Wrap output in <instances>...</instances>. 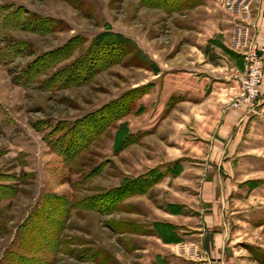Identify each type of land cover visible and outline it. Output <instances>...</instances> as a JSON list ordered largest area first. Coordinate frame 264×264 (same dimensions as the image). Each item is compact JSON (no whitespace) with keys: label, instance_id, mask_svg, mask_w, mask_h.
Returning <instances> with one entry per match:
<instances>
[{"label":"rangeland","instance_id":"374dc122","mask_svg":"<svg viewBox=\"0 0 264 264\" xmlns=\"http://www.w3.org/2000/svg\"><path fill=\"white\" fill-rule=\"evenodd\" d=\"M199 1L192 9L169 12L156 4L170 6L167 0H0V8L20 7L62 21L60 30L45 35L24 30L0 34V55L13 56L9 53L13 43H25L27 50L11 64L0 63V264H151L161 252L153 238L156 231L165 238L176 227L169 222L157 223L159 228L154 225L164 218L161 208L172 201L206 209L204 213L218 211L230 231L223 238L222 258L217 250L193 245L199 241L180 245L174 252L185 264H264L260 177L264 176L260 170L264 169V139L246 138L243 141L248 143L239 145L251 146L257 153L224 155L226 166L240 159L252 166L250 172L233 171L239 179L252 178L247 183L256 192L254 196L251 191L242 193V199L251 201L241 205L248 210L251 225H235L230 183L219 188L201 181L211 174L204 164L216 162L231 144L204 139L212 124L196 122L199 113L192 106L177 105L181 96L193 99L202 89L197 90L203 86L204 74L199 71L205 68L200 58L226 67L220 75L231 74L233 65L246 69L242 51L233 41L244 18L227 5L238 0ZM248 1L251 15L246 23L251 27L254 14L264 10V0ZM8 22L16 23L14 18ZM254 26L251 37L257 41ZM223 30L225 35L220 33ZM107 33L121 34L130 42L97 44V38ZM72 40L82 45L40 76L44 85L36 82L23 88L14 83L19 77L23 80L22 72L38 57L55 53ZM196 45L203 57L193 52ZM224 48L240 56L241 67L239 59ZM60 71L70 76L82 72L85 82L49 89ZM185 88L188 94L184 95ZM243 108L233 106L232 100L228 104L230 110ZM121 112L128 113L96 135L99 127ZM83 120L84 126L75 134L74 127ZM124 129L138 142L116 151ZM61 136L71 146L68 152L77 153L72 161L50 145ZM179 164L186 168L183 175L168 178L170 166L177 170ZM225 172L223 182L227 177L232 180L231 171ZM125 184L133 192L114 209V201L125 193L115 191ZM203 229L207 232L203 239L213 242L215 228Z\"/></svg>","mask_w":264,"mask_h":264},{"label":"crops","instance_id":"0c3cea01","mask_svg":"<svg viewBox=\"0 0 264 264\" xmlns=\"http://www.w3.org/2000/svg\"><path fill=\"white\" fill-rule=\"evenodd\" d=\"M254 14V13H253ZM255 20L254 24L256 25L258 29L257 41L264 48V10L262 9V13L260 15L254 14ZM256 23V24H255ZM221 34L225 35V30L220 31ZM200 37V34H198ZM208 36L211 38V35L208 34ZM225 38L227 36H224ZM228 38V37H227ZM228 41V40H227ZM203 41L197 42V44H202ZM227 44V42H225ZM192 50L197 51L201 57L204 55L201 53V49L199 50L195 46H192ZM198 62V61H196ZM199 62L202 64V67H205L201 69L199 72L203 73L204 76L202 77V87L199 86L198 92H196V96L193 99H187L184 96H181L180 102L177 103L178 106H192L196 109V122H207L211 123L212 127L216 128V130H210L211 132L206 131L202 137L204 139H207V141H210L211 144H217L216 142L221 143L222 145H230L231 148H227L229 150H226V148H223L222 152L219 154L218 158L216 159V162H208L205 163L204 166L206 167L205 170L209 174V176H206L205 179H202L203 185H214L216 187L221 186H228V183H230L231 187V196L233 200L232 206L234 208L231 209L232 213V220H234V224L237 225V223H243V225H248L251 223L249 220V212L248 210H244L241 205L242 203H251V201L248 199H242V193L247 191H251L250 186L251 183H247V181H251L252 178L247 179H239L236 177L235 173L233 171H249L252 169L251 164H248L247 162H241L240 159L238 162H233L232 164H229L226 166L227 163H222V161L225 159L224 155L228 153L232 155H251L254 153H257V150L252 148L251 146L242 145L239 146L242 142L248 143L247 141H243L247 138L249 141L251 138H258L262 137L264 139V95L262 97L261 102L256 107L255 113H249L246 110H230L228 109V104L231 100H233L238 94H239V81L242 77V74L244 71L242 68H236L235 65L231 66V74L229 75H220L223 73L222 71L226 67H220L215 66L210 61H207V59H199ZM207 66L210 67L207 68ZM207 68V69H206ZM241 70V71H240ZM189 73L192 74V69L188 70ZM220 71V72H218ZM198 72V71H197ZM232 77H236L235 79L237 81H234L232 83ZM223 80V82H220ZM231 84H228L230 83ZM187 88L185 90H182L185 94H188ZM201 94H200V93ZM217 124V125H216ZM217 126V127H216ZM257 135V136H256ZM242 143V144H243ZM243 148V149H242ZM233 150V151H232ZM214 154V153H213ZM212 154V155H213ZM247 159V158H245ZM172 166H170V169L168 170V173L170 174L168 178H180L183 173L186 171V168L184 165L179 164L180 167V174L174 175L172 172L176 170L175 168L172 169ZM226 167V168H225ZM261 167V166H260ZM212 170V172H211ZM227 170L231 171L229 173V176L232 177V180L230 178H226V181L223 182L224 176H227L228 173L225 172ZM257 171V169H254ZM264 173V169H260ZM214 171V175L212 174ZM250 172V171H249ZM233 173V174H232ZM241 175V174H240ZM175 176V177H172ZM244 177V176H243ZM248 177V176H245ZM262 178L261 181L264 182V176H260ZM167 179V178H166ZM259 181V180H258ZM247 183V184H246ZM229 187V186H228ZM221 192V190H220ZM224 192V189L223 191ZM251 195H256L255 190L251 191ZM240 206V207H238ZM160 210L164 216L163 219H160L158 221H155L154 225L157 226V223L159 222H169L173 225H176L175 228L170 229V233L168 232L167 235H165V238L158 234V231H156L154 239H156L159 249L161 252L157 253V255L154 258V262L151 264H185L183 262V259L180 258L178 253H175V249H177L180 245L186 244V243H196L195 241H199L196 244H193L195 247L202 244V247L206 250L208 248H212L211 250L215 251L217 250L219 258H222L224 256V247L225 244L223 243V238L227 233H229V228L226 225V223L223 222L222 217L218 211L215 214L211 213H204L203 211L206 209H199L195 206L189 205L188 207L184 202L177 201V202H170L165 207L161 208ZM246 214V215H244ZM251 225V224H250ZM203 226H207L208 228H215L214 238L213 242L203 239L204 235L207 233L205 229H203ZM225 228H224V227ZM157 228H159L157 226ZM224 228V229H223ZM203 230V231H202ZM205 231V232H204ZM235 232V231H234ZM194 236H197L198 239H195ZM217 236H221V241L217 239ZM167 237V238H166ZM169 238L172 241H169ZM212 243V244H211ZM214 247H211L213 246ZM227 246V244H226ZM214 248V249H213ZM170 256V257H169ZM169 257V258H168ZM187 261L186 259H184Z\"/></svg>","mask_w":264,"mask_h":264},{"label":"trees","instance_id":"16d2710c","mask_svg":"<svg viewBox=\"0 0 264 264\" xmlns=\"http://www.w3.org/2000/svg\"><path fill=\"white\" fill-rule=\"evenodd\" d=\"M170 2H171L170 0H167V4H169ZM176 3L177 2H172V3H170V6L164 5V4H159V3H156V4L162 5L163 7H161V8L166 10V11L177 12V11L192 9L195 6L199 5L200 1L199 0H183L182 3L181 2L179 4H176ZM11 18H14L16 21V23H14L13 25L8 24L9 23L8 21ZM0 20H1V22H3V24L0 26V34H4L6 32V30H14V31L24 30V31H33L35 33H38L39 35H45V34H49V33L58 31V29L60 28V25L62 24V21H60V20H55V19H51V18L44 19V18H41L40 16H38L36 14H29L28 12H26L24 9H22L20 7L18 9H15V10H12L11 7L0 8ZM75 42H76L75 40H72L71 42L67 43L62 48H60L58 51H56L55 53L53 52V53L38 57L31 64H29L27 66V68L22 72L23 80L19 77V78L13 80L14 83L17 84L18 86L23 87V88H29L32 84H34L36 82L40 83V86L44 85V83L39 79L40 76L43 75L49 68L55 67L56 65L62 63L63 61H66L67 59L72 57L73 54L77 51V49L82 45V43H77V42L75 43ZM129 42H130V40L125 38L121 34L107 33V34H101L97 38V44H106V45L107 44H120L122 46L123 44H127ZM10 49H11V51H9V53H12L13 56H11V57L6 56L5 57V54L0 55V63L4 66L15 62L19 57H21V55L23 53L27 52V50H25V43H13V44H11ZM224 49L226 52L230 53L233 57H235L236 59H239L238 65L241 67L242 61L240 60V56L238 54H235L232 51L228 50L227 48H224ZM58 52H61V54L59 56H57ZM54 58H56V59H54ZM114 63H117V62L111 61V64H114ZM155 71L158 72L159 69H156ZM54 77L55 78L58 77V79L56 81L57 83L54 84V86H52L49 89H54V88L63 89V88H69V87H74V86H81L85 82V80L83 79L82 72H79L76 76H74V75L70 76L69 74L66 75V73H64L63 71H60L57 74H54ZM136 91H138V90H136ZM126 113H128V112H121V113L117 114L115 116V118H113L111 121L107 122V124L99 127L96 135H100L102 131L104 132L110 126V123L113 122V120H118V119L122 118L124 115H126ZM83 122H85V121L84 120L79 121L78 125L74 127L73 132L75 134L77 133L79 128L84 126ZM127 133H128L127 130L124 129L123 134H122V144H121V146H116V151H120L121 149L128 146L130 143L138 142L137 139H135L131 135H128ZM63 137L64 136L58 137L54 141L51 140L50 145L55 152L60 153V155L62 157L65 156L66 157L65 160L67 162H69L70 160L72 161V159H74V157L77 156V153L76 152H74V153L68 152L70 144L68 145L67 141H66L67 143L64 142L65 138H63ZM60 146L61 147L64 146L66 148V150H62V148H60ZM84 147L85 146L80 147V150L84 149ZM66 151H67V153H66ZM177 167H178V169L172 172L174 175H178L181 172L180 167L179 166H177ZM162 176L163 175H161V174L158 175V177H160V178H162ZM154 180L149 182V187L152 185V183H154ZM129 186H130V184L129 185L125 184V185L121 186V188H119L118 190L115 191L117 194L124 193V192L125 193L123 195H120L118 197V199H116L114 201V209H116L119 206L120 201L123 200L122 199L123 196L128 195L131 192H133L132 189H129ZM126 191H127V193H126ZM113 193H114V191H113ZM92 210H94V209H92ZM100 211H103V209L100 208Z\"/></svg>","mask_w":264,"mask_h":264},{"label":"built area","instance_id":"2783aa9c","mask_svg":"<svg viewBox=\"0 0 264 264\" xmlns=\"http://www.w3.org/2000/svg\"><path fill=\"white\" fill-rule=\"evenodd\" d=\"M227 5L231 9H236L244 18V22L237 25L233 41L235 47L242 51L246 69L239 81L240 92L232 100V104L237 108L241 106L246 108L249 113H255L264 95V48L251 37V29H255V26L249 27L250 24L246 23L251 15L250 2L238 0Z\"/></svg>","mask_w":264,"mask_h":264}]
</instances>
